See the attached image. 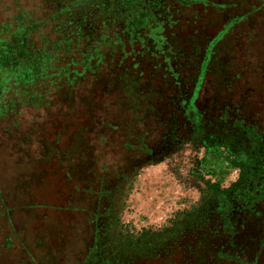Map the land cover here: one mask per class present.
<instances>
[{
    "label": "rangeland",
    "instance_id": "obj_1",
    "mask_svg": "<svg viewBox=\"0 0 264 264\" xmlns=\"http://www.w3.org/2000/svg\"><path fill=\"white\" fill-rule=\"evenodd\" d=\"M53 1L0 0V264H264V0H140L71 53Z\"/></svg>",
    "mask_w": 264,
    "mask_h": 264
},
{
    "label": "trees",
    "instance_id": "obj_2",
    "mask_svg": "<svg viewBox=\"0 0 264 264\" xmlns=\"http://www.w3.org/2000/svg\"><path fill=\"white\" fill-rule=\"evenodd\" d=\"M140 0H54L55 7L52 11V17L55 23V29L59 34L64 35L62 38H57L56 43L59 45L61 52L66 53L73 52L74 48L78 49L82 45H86L93 50H96L97 42L102 38L113 32V29H123L124 33L139 31L146 21L147 14L142 12L143 8L135 10V3ZM115 2V4H114ZM149 6L152 8H159L160 1H149ZM122 11V12H121ZM119 32V34H120ZM97 33L99 35L97 37ZM13 35V33H12ZM59 41V42H58ZM95 45V46H94ZM94 46V47H93ZM57 45H54V49H57ZM1 50H7L6 58L10 67L12 63L9 56L11 50L7 44L3 46L0 44ZM4 56V54H2ZM47 61V59H46ZM38 75V74H37ZM237 156L239 159H245L244 156ZM248 162V161H247ZM248 163H256L251 161ZM242 181L234 186V189L222 194L220 199L215 200L209 206H205L197 213L196 218L186 217L180 224L174 226L169 230L164 237H166L167 244L165 251L173 255L177 250H180L186 243L187 238L196 236L197 231L202 230L208 223L216 221V217L222 213V210L218 206L222 204L228 205L227 211L233 209L237 199L233 196L240 191L244 192L246 189L241 188ZM223 207V206H222ZM189 222V223H188ZM191 222V223H190ZM183 232V234L181 233Z\"/></svg>",
    "mask_w": 264,
    "mask_h": 264
}]
</instances>
